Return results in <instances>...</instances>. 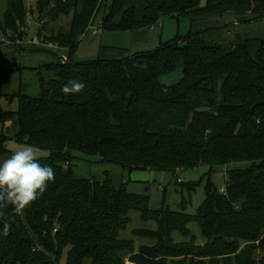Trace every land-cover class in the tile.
<instances>
[{"label":"trees","instance_id":"obj_1","mask_svg":"<svg viewBox=\"0 0 264 264\" xmlns=\"http://www.w3.org/2000/svg\"><path fill=\"white\" fill-rule=\"evenodd\" d=\"M24 1L6 0L2 30L26 25ZM104 1L35 0V8L52 18L73 12L68 32L46 41L71 56ZM251 5L264 16V0H111L103 30L149 29L168 16L188 18L191 31L142 56L70 60L58 65L53 79L38 78L37 97L22 89L15 112L0 108V127L15 121V139L47 150L40 162L56 174L30 207L5 209L0 228L11 227L0 236V264H123V257L135 264H165L167 258L186 264L190 256L201 261L189 264H264V40L229 43L215 28L195 29L207 18L240 15ZM178 67L180 83L157 81ZM73 79L85 84L83 93L65 96L61 88ZM74 159L101 166L103 180L73 177ZM234 164L244 168L229 171L223 193L207 182L193 216L153 211L146 195L124 185L115 189L108 177L110 167L174 174ZM130 210L156 227L137 231L151 243L137 251L120 237ZM192 221L205 239L202 246L190 233ZM175 233L183 240L176 242Z\"/></svg>","mask_w":264,"mask_h":264},{"label":"rangeland","instance_id":"obj_2","mask_svg":"<svg viewBox=\"0 0 264 264\" xmlns=\"http://www.w3.org/2000/svg\"><path fill=\"white\" fill-rule=\"evenodd\" d=\"M111 0H105L99 7L98 13L90 25L80 36L75 51L69 53L64 47H59L56 50L33 49L29 44V40L35 35H43L49 37L54 34L57 37H62L68 32L69 24L73 16L70 11L68 15H58L52 18L46 11H39L35 8V0H25L24 6L26 10L25 23L18 25L13 30H2L1 25L4 23V14L6 12V0H0V108L4 111L12 113L17 109V95L23 89L24 94L37 97L39 94V80L43 81L53 79L54 71L58 70V65L76 61L86 62L93 61L101 55L100 59H121L131 56H142L153 50L159 45L173 40L176 36H186L191 31V24L188 18H173L165 16L161 20L151 26L149 29H136L127 31H106L101 26L102 13L110 7ZM251 4V3H250ZM55 6H51L53 8ZM76 12V11H75ZM30 15V24L27 16ZM102 28V29H100ZM212 29L218 30L222 37L226 38L227 42L233 43L246 39L264 40V16L259 17L253 10V6L247 12H242L236 15L232 12H225L220 16H212L204 22H199L195 29ZM92 29H100L101 34L91 35ZM201 31V30H200ZM101 48L108 50L100 53ZM53 50L51 53L50 51ZM71 60V61H70ZM182 69L180 67L174 69L170 73L160 74L157 81L165 86H175L182 80ZM6 78V82L4 79ZM17 94V95H16ZM14 96V97H13ZM17 125L11 121L0 127V161L7 159V153L12 154L17 148L23 145H28L25 142L17 141ZM35 149V148H34ZM37 150L39 157L45 158L49 155L47 150ZM68 165H66L67 167ZM235 168H244L242 164H234L228 166H216L209 169L207 166H198L189 170H182L178 173V178L184 185H177L175 179L171 177L163 178L162 190L158 191L157 186L151 187L148 192L149 208L153 211L169 208L173 212H184L189 216L196 214L197 209L204 199V190L207 182L215 188L213 190L223 193L224 185L228 179V173ZM72 176L77 179H94L97 181L103 180V168L97 164H87L77 160L71 161ZM148 174L143 171L126 172L119 167H110L108 169V177L112 186L117 189L124 185L126 190L132 193L134 186H143L134 182L139 178L140 182L145 180ZM152 175V174H151ZM150 175V176H151ZM153 180H151V183ZM194 184L192 190L184 188L186 184ZM192 192H187V191ZM128 223L120 231V237L133 242V249L139 250L142 246H149L150 239L138 235L137 231L151 230L152 221H144L140 218L137 211L130 210L127 215ZM189 230L193 236L195 245L202 246L204 238L200 232L196 222L189 224ZM174 240L179 242L181 236L175 235ZM243 248V246H241ZM194 254V253H192ZM258 257V255L256 256ZM125 257H123L124 264ZM192 260L194 262L201 261L197 258L187 259L186 264ZM179 261L177 258H167L165 264H176ZM189 261V262H188Z\"/></svg>","mask_w":264,"mask_h":264},{"label":"clouds","instance_id":"obj_3","mask_svg":"<svg viewBox=\"0 0 264 264\" xmlns=\"http://www.w3.org/2000/svg\"><path fill=\"white\" fill-rule=\"evenodd\" d=\"M85 84L78 79L70 80L62 86L65 96L83 93ZM39 154L30 145L17 148L9 158L0 161V218L10 206L20 212L40 198L49 183L55 180V170L44 165ZM11 225L4 223L0 236H7Z\"/></svg>","mask_w":264,"mask_h":264},{"label":"crops","instance_id":"obj_4","mask_svg":"<svg viewBox=\"0 0 264 264\" xmlns=\"http://www.w3.org/2000/svg\"><path fill=\"white\" fill-rule=\"evenodd\" d=\"M33 49H35V47L33 48ZM0 51H2V53L4 54V51L3 50H1L0 49ZM182 170H177L174 174L173 173H168V172H155V171H143V172H145V173H147L148 175L146 176V178H145V180H143V182H140V180H138L139 178H136L135 180H134V182H138V183H140V184H142V183H144V185L143 186H134V188L132 189V194H136V195H146L147 197H148V192H147V190H149L151 187H153V186H155V185H158L157 186V188H158V191L159 192H163V191H165V189L164 190H162V185L160 184V183H162L164 180H163V178H164V176L165 177H168V178H172V179H175V182H176V180L178 179V173L179 172H181ZM137 172V171H136ZM152 174V175H151ZM151 175V176H150ZM151 180H153L152 182H153V184H151V183H148V182H151ZM176 184L177 185H184V184H182V182H180V183H177L176 182ZM191 185H193L192 183L191 184H186L185 186H184V188L185 189H187V190H192L193 188L191 187ZM186 190V191H187ZM187 192H192V191H187ZM149 198V197H148ZM204 199H205V190H204ZM204 199H203V201H204ZM202 201V202H203ZM202 204V203H201ZM168 208V207H167ZM169 209V208H168ZM170 210V209H169ZM171 211V210H170ZM173 212V211H172ZM184 213V212H183ZM186 214V213H185ZM193 222H195V221H193ZM191 223V222H190ZM189 223V224H190ZM155 224L153 223V226H151V231H154L155 230ZM188 228H189V225H188ZM175 235H179L178 233H175L174 234V237H175ZM180 236V235H179ZM185 241H188V240H185ZM204 242H205V239H204ZM151 244V243H150ZM149 244V245H150Z\"/></svg>","mask_w":264,"mask_h":264},{"label":"built area","instance_id":"obj_5","mask_svg":"<svg viewBox=\"0 0 264 264\" xmlns=\"http://www.w3.org/2000/svg\"><path fill=\"white\" fill-rule=\"evenodd\" d=\"M27 18H28V21H29V24H30V15H28ZM100 29H92L91 35H93V36L100 35L101 34ZM29 44L32 47H35V48H38V49H42V48H45V49H53V50L58 49V45L57 44H54V43H51V42L46 41V39H45V37L43 35H38V34H37V36L35 35L34 37H32L29 40ZM176 182L177 183H180L181 180L178 178L176 180ZM124 264H135V263L132 262V261H130L128 258H125Z\"/></svg>","mask_w":264,"mask_h":264}]
</instances>
